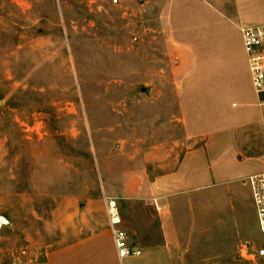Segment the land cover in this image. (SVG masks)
Here are the masks:
<instances>
[{"label": "rangeland", "instance_id": "1", "mask_svg": "<svg viewBox=\"0 0 264 264\" xmlns=\"http://www.w3.org/2000/svg\"><path fill=\"white\" fill-rule=\"evenodd\" d=\"M233 8L0 0V264L43 261L112 206L131 244L163 243L153 208L123 196L222 128L239 89L254 96ZM175 231L171 264H264L258 228L250 250L234 229Z\"/></svg>", "mask_w": 264, "mask_h": 264}, {"label": "crops", "instance_id": "2", "mask_svg": "<svg viewBox=\"0 0 264 264\" xmlns=\"http://www.w3.org/2000/svg\"><path fill=\"white\" fill-rule=\"evenodd\" d=\"M233 5L237 23L264 26V0H233ZM238 93L241 101L233 102L230 111L220 110L222 128L191 137L193 147L177 163L138 183L133 193L143 189V195L123 196L153 208L164 234L162 244H131L127 236L141 255L121 259L109 217L87 235L46 253L43 261L18 264H146L156 259L171 264L175 258L169 242L175 229H234L235 240L250 245L252 229L259 227L248 178L264 173V107L254 90V96L241 89ZM119 219L116 230L124 231Z\"/></svg>", "mask_w": 264, "mask_h": 264}, {"label": "built area", "instance_id": "3", "mask_svg": "<svg viewBox=\"0 0 264 264\" xmlns=\"http://www.w3.org/2000/svg\"><path fill=\"white\" fill-rule=\"evenodd\" d=\"M240 34L253 90L259 97H262L264 95V26H242ZM259 106L264 107V99H260ZM248 183L252 190L259 230L264 234V173L249 177ZM109 213L110 222L114 229V243L119 257L123 259L130 256H140L141 251L133 249L129 245L127 234L122 230H116L120 220L114 206L110 208ZM246 249L250 250V245H247ZM252 256L264 257V248L255 251Z\"/></svg>", "mask_w": 264, "mask_h": 264}, {"label": "water", "instance_id": "4", "mask_svg": "<svg viewBox=\"0 0 264 264\" xmlns=\"http://www.w3.org/2000/svg\"><path fill=\"white\" fill-rule=\"evenodd\" d=\"M3 104V102H1V105ZM4 225H9V222L7 221V219L1 217L0 218V229L4 226Z\"/></svg>", "mask_w": 264, "mask_h": 264}]
</instances>
